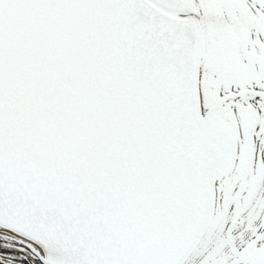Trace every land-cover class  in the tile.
Returning a JSON list of instances; mask_svg holds the SVG:
<instances>
[{"label": "snow or ice", "instance_id": "snow-or-ice-1", "mask_svg": "<svg viewBox=\"0 0 264 264\" xmlns=\"http://www.w3.org/2000/svg\"><path fill=\"white\" fill-rule=\"evenodd\" d=\"M0 264H264V0H0Z\"/></svg>", "mask_w": 264, "mask_h": 264}]
</instances>
